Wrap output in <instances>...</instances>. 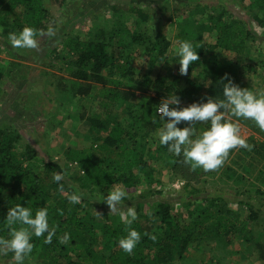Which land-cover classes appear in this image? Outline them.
<instances>
[{
	"label": "trees",
	"instance_id": "16d2710c",
	"mask_svg": "<svg viewBox=\"0 0 264 264\" xmlns=\"http://www.w3.org/2000/svg\"><path fill=\"white\" fill-rule=\"evenodd\" d=\"M257 1L260 3L259 15L247 16L248 22L263 28L264 0H252L250 8ZM53 6L62 9L63 1L0 0L2 50L14 58L30 56L33 49L13 48L8 34L18 33L24 26L43 33L49 27L54 29L57 20L50 16L48 10ZM199 7L200 4H194V8ZM131 8L129 11L135 12V17L145 21L146 16L141 11ZM220 10L221 13L215 19L211 17L212 36L209 43L197 49L199 60L192 62L184 75L179 72V64L176 67L178 75L172 70L165 76L158 74L154 79L145 74L136 75L129 65V58L120 53L121 46L116 52L109 50V43L118 35L116 33L123 34L118 29L120 27L108 34L101 24L93 36L89 34L86 41H76L69 48L71 56L62 58V61L67 75L74 82L73 96L86 97L94 86H100V111L87 119L89 125L103 131L106 126L102 118L113 110H126L128 119L127 122L107 124L108 133L100 139L101 143L93 142L89 148H68L65 151L66 160L78 166L75 184L67 178L68 168L64 169L47 158L46 161L21 131L19 124H0V238H8L10 228L22 226H9L5 219L8 208L17 204L31 209L33 214L40 207H47L49 224L56 227V234L50 244L44 243L43 236H32L34 247L24 264H192L189 255L202 251L200 247L211 240L223 243L227 255H242L249 251V264H254V261L264 264V192L247 179L254 164L247 162L240 166L232 163L215 169L214 172L224 176L231 187L234 185L235 192L232 198L223 193L210 195L205 192L203 185H198L197 180L193 184L198 177L197 171L202 168L193 169L190 164L183 162L182 156H174L167 150V146L159 144L157 138L150 137L155 135L159 122H151L149 113L146 117L134 113L133 106L131 108L129 105L135 93L146 95L149 92L154 93L153 99L159 103L171 94L177 95L181 101L200 102L198 94L201 91L203 94L200 95L206 99H224L223 85L227 80L238 85L239 80L249 71L254 72L257 65L242 66L231 61L228 54L246 56L250 50L249 41L255 39V34L248 28L247 21L239 19L225 8L221 7ZM114 13L118 20L132 16L124 11L119 13L115 10ZM130 34L124 33L120 38L128 49L136 43L134 33L131 38ZM42 36L38 34L37 40ZM154 41L153 47L149 49L152 64L166 62L169 40L157 33ZM197 67H203L204 74L208 76L205 86L191 80L192 70ZM4 75L0 67V91ZM157 105L153 113L158 119ZM97 117H101V120ZM203 124L208 127L207 122ZM254 131L257 134L264 133L256 125ZM88 138L93 141L100 136L96 134V137L90 138L88 135L85 139ZM248 144L250 150L240 148L239 153L235 154L240 162L246 157L255 161L264 159L263 143L254 145L253 141H248ZM233 151L230 149L227 157ZM32 160L42 162L44 178L30 171L29 163ZM162 168L169 169L172 185H179V178H182L184 182L181 190H177L178 196L172 200L135 203L137 220L131 227L139 231L142 237L132 254H128L117 243L120 237L126 235L125 225L119 215L109 212V208L97 215L90 207L96 199L101 201V195L106 196L114 185L124 188L127 193L144 186L148 194H154L151 187L159 183ZM59 171L63 172L64 179L57 183L52 177ZM259 181L264 184V180ZM60 184L63 185L62 189ZM235 186L239 188L235 189ZM74 192L82 194L80 203L73 204L67 199ZM148 194L141 193L139 199L146 200ZM157 194L162 195L161 192ZM129 200L135 199L127 194L122 204ZM230 203L235 204L239 210H245L246 216L232 220V211L226 208ZM176 206L180 207V212L176 211ZM144 207H147L145 212ZM249 226H252V230L247 231ZM64 232L70 235L66 244L58 240ZM144 233L156 235L157 239L153 241ZM232 236L240 246L235 251L230 250ZM5 260L11 263L14 260L13 254L0 252V262ZM216 262L221 264L220 259H216Z\"/></svg>",
	"mask_w": 264,
	"mask_h": 264
},
{
	"label": "rangeland",
	"instance_id": "374dc122",
	"mask_svg": "<svg viewBox=\"0 0 264 264\" xmlns=\"http://www.w3.org/2000/svg\"><path fill=\"white\" fill-rule=\"evenodd\" d=\"M62 1V9L57 6L48 9L50 16L57 20L54 26V35H44L38 38V47L33 49L34 52L30 53V56L24 59L22 57H10L0 47V67L5 74L0 91V124L9 126L19 124L22 127L21 131L33 143V146L42 157L51 160L64 169L68 168L66 174L70 182L74 183L77 180L78 166L66 160L65 151L68 148H89L93 142L99 144L101 143L99 142L100 139L104 138L106 133H108L109 126L107 124L116 121L127 122L128 120L126 110L122 109L118 110V112L113 110L102 118L106 126L103 131L97 129V126H90L87 119L92 114H97L100 111V86H94L91 93L86 97L73 96L75 90L73 88L74 82L67 75L62 61V58L71 56L69 48L76 41H86L89 38V34L93 36L101 24L104 25L108 34L113 33V30L117 29L116 27H120L118 29L123 34L127 33L129 35L131 33L129 38L134 33L136 43L133 44L132 48L128 49L126 43L120 40L123 34L116 33L118 35L113 38L112 43H109V50L116 52L121 46L122 50H120V53L129 58V65L133 67L135 74H145L150 79H154L158 74L165 76L170 70L178 75L176 67L179 61L178 57L174 55L178 42L190 40L198 50L201 49L204 44L209 43L212 36L211 17L215 19L221 13V7L225 8L237 15L239 19L247 21L248 28L256 36L252 42L249 41L250 50L246 56L243 54L241 56L233 53L228 54V58L231 61L242 64V66L246 64L258 66H255L254 72L251 70L246 76L242 77L238 85L242 88H250L254 92L264 91V64H262V62L264 63V27L261 28L254 22H248L247 17L259 15L260 3L258 1L252 8H250L252 0ZM187 3L189 4L188 6H186ZM194 4H200L201 7L194 8ZM131 7L141 11L146 16L145 21L135 17L136 13L129 11V9H132ZM115 10H118L119 13L121 11L127 12L133 17L127 16L124 20L121 17L118 20L114 13ZM157 33L169 40L170 48L167 51L166 62L152 64L149 49L153 47ZM119 40L120 42H118ZM204 71L203 67L194 68L191 73V80L196 83H202L205 86L208 83V76L204 74ZM202 92L200 94H203ZM200 94H198V100L206 102V98ZM153 98V92H149L146 95L135 93L129 105H131V108L133 106L134 113L145 117L149 113L148 118L152 122L155 118L153 109L155 105L159 104V101ZM190 103L183 100L180 107L187 106ZM170 107L176 106L170 105ZM70 115L72 116L70 117ZM227 117L238 122L240 135L247 142L253 141L254 145L264 144V133L257 134L254 131L255 123L253 121L231 117L230 115ZM97 118L101 120V117ZM239 119L242 121H238ZM73 123L77 125L74 126ZM187 123L183 122L179 126L184 127ZM194 128L196 134H199L207 126L203 122H198L194 125ZM96 134H99L100 138H95L93 141L89 140V138L88 140L85 139L88 135L90 138L96 137ZM150 137L156 138L155 135H150ZM239 150L240 147L234 148L233 153L226 157L223 166L232 165V163L240 166L247 162L253 163L254 166L251 167L247 179L264 192V184L259 181L264 180V159L259 158L258 161H255L246 157L242 158L240 162L235 157ZM29 167L32 173L40 178L45 177V170L40 160H32L29 163ZM214 171L200 169L197 171L198 177L193 181V184H196L195 181L197 180L198 185H203L206 193L210 195L223 193L227 197L232 198L235 192L233 189L234 185L231 187V183L227 182L224 176ZM75 175L77 176L76 178ZM169 176V169L162 168L159 175V183L157 186L153 184L151 187L156 190H153L152 193L154 194H148L147 188L144 186L131 190L127 194L134 197L135 200H129L126 204H122L123 206H120V210H126L127 207L135 206V203L138 202H155L162 199L172 200L176 198L178 196L177 192L181 190L184 181L179 178L180 184L172 185ZM238 188L239 186H235V189ZM157 192H161L162 195L157 194ZM141 193L148 194L146 200L142 201L139 199ZM102 201L96 199L90 207L97 215L109 208L105 202L104 206H102ZM146 208L144 207L143 212H145ZM226 208L232 211V220L246 216V211L239 210L233 203L227 205ZM175 209L180 212V207L176 206ZM108 210L111 212L110 208ZM111 213L119 215V211ZM246 230H252V226L247 227ZM230 240L233 242L230 250H238L240 246L236 238L232 236ZM204 244H207V246ZM204 244L200 247L202 251L192 252L189 255L192 264H220L216 262V259H220L221 264H249L251 260L249 251L244 252L242 255H227L223 243L211 240ZM96 248L98 249L99 246ZM0 264H16V262L12 260L10 263L9 260H5L0 262ZM29 264L32 263L29 262ZM254 264H260V262L254 261Z\"/></svg>",
	"mask_w": 264,
	"mask_h": 264
},
{
	"label": "clouds",
	"instance_id": "9594fccd",
	"mask_svg": "<svg viewBox=\"0 0 264 264\" xmlns=\"http://www.w3.org/2000/svg\"><path fill=\"white\" fill-rule=\"evenodd\" d=\"M54 35V29L49 27L46 33L39 32L30 26H24L18 33H9L11 46L17 49H35L38 47L37 35ZM201 46V45H200ZM178 57L179 72L187 74L192 62L199 60L197 47L190 40H181L174 50ZM224 81V80H223ZM224 99L214 100L208 97L205 101L192 102L180 107L181 100L171 94L163 98L157 105L153 123L159 121L160 127L155 136L160 145L167 146V150L174 156H182L183 162L190 164L193 169L202 168L204 171L215 170L223 165L230 149L237 147L249 149L251 146L240 135L239 124L228 115L235 118L251 120L264 131V91L254 92L250 88H242L227 80L223 85ZM174 105L176 107H169ZM227 114V115H226ZM167 118V119H165ZM183 122H188L180 127ZM198 122H207L208 127L196 134L194 125ZM54 182L64 179L62 171L56 172L52 177ZM61 189L63 185L60 184ZM82 194L75 192L67 199L73 203H80ZM127 192L124 188L114 185L107 195H101L111 212L119 211L120 220L125 225L126 235L117 240L118 246L126 253L132 254L134 248L141 241L142 234L131 227L137 220L134 206L120 210L125 201ZM6 222L11 225H22L10 228L8 238H0V252H11L16 264H24L33 250L32 236L44 237V243L50 244L56 234V227L50 226L47 207H40L33 214L32 210L20 204L8 208ZM26 226V227H25ZM155 241L156 235L144 233ZM62 244L70 240L68 232L58 237Z\"/></svg>",
	"mask_w": 264,
	"mask_h": 264
},
{
	"label": "built area",
	"instance_id": "2783aa9c",
	"mask_svg": "<svg viewBox=\"0 0 264 264\" xmlns=\"http://www.w3.org/2000/svg\"><path fill=\"white\" fill-rule=\"evenodd\" d=\"M159 115V114H158Z\"/></svg>",
	"mask_w": 264,
	"mask_h": 264
}]
</instances>
